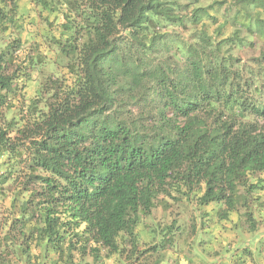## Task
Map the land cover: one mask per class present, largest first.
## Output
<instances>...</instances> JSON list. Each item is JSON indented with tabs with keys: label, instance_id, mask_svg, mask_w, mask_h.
I'll use <instances>...</instances> for the list:
<instances>
[{
	"label": "trees",
	"instance_id": "1",
	"mask_svg": "<svg viewBox=\"0 0 264 264\" xmlns=\"http://www.w3.org/2000/svg\"><path fill=\"white\" fill-rule=\"evenodd\" d=\"M34 1L0 0V264L156 253L191 212L264 264V0Z\"/></svg>",
	"mask_w": 264,
	"mask_h": 264
},
{
	"label": "rangeland",
	"instance_id": "2",
	"mask_svg": "<svg viewBox=\"0 0 264 264\" xmlns=\"http://www.w3.org/2000/svg\"><path fill=\"white\" fill-rule=\"evenodd\" d=\"M17 1L22 11H28L30 7L32 9L33 7L36 8L35 5H37L34 0ZM26 21L32 23L30 25H25L31 33H36L38 29H40V21L39 18L34 15V10L29 11V18H26ZM167 31L172 32V34L177 33V35L180 36L183 41L190 39V30L185 31L182 29H173L169 27L167 28ZM35 39L38 40V38ZM28 44H26L25 46L27 47ZM46 53H49V55L53 57V54L50 51ZM155 55L157 56V54L154 53L153 57H155ZM244 57L245 55L243 53V58ZM191 217L192 212L190 214H183V216L177 220L181 224V234L175 235L172 246L164 249L157 248V252L154 253V251L151 250L152 243H150V241L146 238L142 231L138 238V245L136 247V250H134V253H132L133 256L130 260H123L116 255H112L109 259L104 260L102 264H153L155 258L159 260V264H220L222 261L230 259L228 258L230 257V254L226 252L227 247L230 243L233 245L228 249V251L230 250L231 254L235 250V243L243 242L242 245L244 246L248 244L247 236H245L244 241L240 242L238 236L235 233L227 234L225 232H220L218 227H215V230L213 232V240L212 236L205 234L202 228H199V231L197 232H187L185 225H188ZM171 219H173L172 215L169 216L167 213H165L164 215V212L162 213L160 209L154 211L153 217L145 219V223L150 226V228L146 230L153 229V226H155L156 223L160 221H162L163 223H169ZM182 219L184 221L183 226ZM257 241L258 239H254V242L251 246L253 247V249ZM150 255L152 256L150 257ZM135 258H137V260H135ZM75 264L93 263L90 258L85 257L83 259H80L76 257Z\"/></svg>",
	"mask_w": 264,
	"mask_h": 264
}]
</instances>
